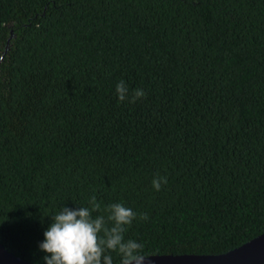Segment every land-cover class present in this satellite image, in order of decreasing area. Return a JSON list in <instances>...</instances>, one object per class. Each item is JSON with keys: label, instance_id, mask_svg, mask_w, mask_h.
Wrapping results in <instances>:
<instances>
[{"label": "trees", "instance_id": "16d2710c", "mask_svg": "<svg viewBox=\"0 0 264 264\" xmlns=\"http://www.w3.org/2000/svg\"><path fill=\"white\" fill-rule=\"evenodd\" d=\"M93 195L147 256L264 233V0H0V244L45 264L51 216Z\"/></svg>", "mask_w": 264, "mask_h": 264}, {"label": "clouds", "instance_id": "9594fccd", "mask_svg": "<svg viewBox=\"0 0 264 264\" xmlns=\"http://www.w3.org/2000/svg\"><path fill=\"white\" fill-rule=\"evenodd\" d=\"M116 94L120 101L128 99L130 103L143 98L146 93L135 89L129 98V89L121 80L116 84ZM154 190L159 191L167 183L166 176L151 181ZM90 207L72 210L62 207L51 216L52 223L44 231V240L39 249L47 255L45 264H113L112 256L106 253L116 252L120 264H144L148 257L143 254L144 245L133 239H125V233L137 213L123 203H111L101 208L95 195L88 200ZM106 213L93 216V213ZM140 219H147L140 214Z\"/></svg>", "mask_w": 264, "mask_h": 264}, {"label": "water", "instance_id": "95a60500", "mask_svg": "<svg viewBox=\"0 0 264 264\" xmlns=\"http://www.w3.org/2000/svg\"><path fill=\"white\" fill-rule=\"evenodd\" d=\"M0 264H31L8 252L0 244ZM144 264H264V233L218 255H154Z\"/></svg>", "mask_w": 264, "mask_h": 264}]
</instances>
